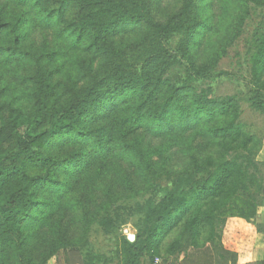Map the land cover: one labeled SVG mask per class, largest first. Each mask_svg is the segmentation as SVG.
<instances>
[{
  "label": "trees",
  "instance_id": "1",
  "mask_svg": "<svg viewBox=\"0 0 264 264\" xmlns=\"http://www.w3.org/2000/svg\"><path fill=\"white\" fill-rule=\"evenodd\" d=\"M253 8L249 78L217 96ZM242 103L264 117V0H0V264H108L93 225L117 264L225 261L226 220L264 188Z\"/></svg>",
  "mask_w": 264,
  "mask_h": 264
},
{
  "label": "rangeland",
  "instance_id": "2",
  "mask_svg": "<svg viewBox=\"0 0 264 264\" xmlns=\"http://www.w3.org/2000/svg\"><path fill=\"white\" fill-rule=\"evenodd\" d=\"M262 18L263 14L261 9L253 8L251 17H249L242 26L241 31L238 33L239 36L232 45L227 48V54L220 60L217 69L230 72L234 75H231L230 78L232 79H223L215 83V95L221 96L233 93L235 89H238V81L235 79L236 76L242 77V79L245 80L249 78L248 67L244 62L243 54L247 48V42L250 39V36L255 31L256 26H258V23ZM242 107L243 119L252 124V130L264 134V117L251 112L245 103H242ZM137 219V216L132 217L125 224L121 225L116 233L124 235L128 241H131L133 238H131V235L129 234H132L134 230V235L136 236L138 225ZM88 239L93 243L97 250L104 254L108 264H117V259H115L114 253L116 245L114 244V238L110 234L103 233L99 226L93 225L88 235ZM163 260H168L164 254L158 259L156 264H163Z\"/></svg>",
  "mask_w": 264,
  "mask_h": 264
},
{
  "label": "crops",
  "instance_id": "3",
  "mask_svg": "<svg viewBox=\"0 0 264 264\" xmlns=\"http://www.w3.org/2000/svg\"><path fill=\"white\" fill-rule=\"evenodd\" d=\"M257 159L264 162V134L262 147L257 155ZM257 224L263 229L258 230ZM134 230L130 237L135 239ZM220 247L224 250L225 261L221 258L222 253H217L214 248L202 249L194 255L188 256L181 264H264V188L263 197L257 207L254 219H244L241 217H230L226 220L221 237ZM226 251L229 253L227 256ZM67 253L62 251L56 258L48 260L46 264H68ZM183 259V254L179 260ZM69 264H81L69 261ZM171 264V263H167Z\"/></svg>",
  "mask_w": 264,
  "mask_h": 264
},
{
  "label": "built area",
  "instance_id": "4",
  "mask_svg": "<svg viewBox=\"0 0 264 264\" xmlns=\"http://www.w3.org/2000/svg\"><path fill=\"white\" fill-rule=\"evenodd\" d=\"M157 261H158V258L155 259V262H157Z\"/></svg>",
  "mask_w": 264,
  "mask_h": 264
}]
</instances>
